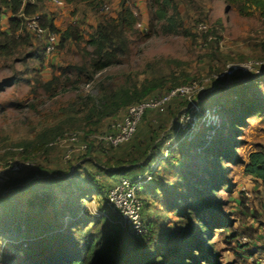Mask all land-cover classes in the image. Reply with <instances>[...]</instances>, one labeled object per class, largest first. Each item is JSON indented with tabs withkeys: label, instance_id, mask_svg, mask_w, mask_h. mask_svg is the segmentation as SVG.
Here are the masks:
<instances>
[{
	"label": "rangeland",
	"instance_id": "rangeland-1",
	"mask_svg": "<svg viewBox=\"0 0 264 264\" xmlns=\"http://www.w3.org/2000/svg\"><path fill=\"white\" fill-rule=\"evenodd\" d=\"M155 1L130 0L126 5L139 14L142 18L140 21L149 24L150 8ZM173 1L179 7L180 21L190 33H173L168 23L162 21L158 23L157 30L150 39L143 43H132L131 51L122 56L119 65L99 73L86 71L82 75L71 69L68 71L70 80L63 75L62 83L49 92L42 84L51 80L54 74L61 75L62 68L90 62V57L84 56L80 49L93 50L87 44V40L93 28L101 21L100 15L116 17L122 0H102L99 13L84 12L83 6H80L79 12L76 13V9L72 7L45 9L46 12L56 15V22L62 29L67 28L70 23H78L84 40L80 45L69 40L62 49L58 47L51 54L43 50L41 42L35 41L34 50L37 49L36 52L40 55L45 53L44 65H41L35 56L28 55L32 49H25L9 60L0 61V175L6 179L0 185L2 194H9L21 186H27L31 180L27 171L15 173L11 169L15 162L26 160V157L38 161L37 169L34 170L36 178L63 179L78 173L79 178L84 179V183L90 180L91 171L103 170L102 164H106L114 154H123L128 159L131 153L130 146L135 138L113 149L101 148L97 140V136L107 130L115 118H121L128 107L114 116H90L91 100L98 102L109 90H117L134 83L140 87L147 81L149 84L159 83L163 79L166 80V85L162 87L164 90L188 82L195 83L196 87L190 96L191 103L182 104L181 110L186 112L190 108L198 111L206 96L217 88L245 84L260 75L237 73L222 80L215 77L230 65L264 63V18L259 12H255L251 17H244L240 15L237 7L226 0ZM104 5L110 9H104ZM200 24L205 25L206 29L201 30ZM14 77L16 80L9 84ZM158 90H153L152 94ZM257 94L264 97V86L257 90ZM214 98L226 101L230 105L239 97L218 92L211 95V102ZM167 107L168 105L165 110ZM215 110L211 104L201 119V124L208 128L205 134L207 140L216 137L221 130L223 114ZM148 117L140 123L136 134L141 129V132H145L147 138H150L152 134L150 125L156 122L159 116ZM167 117L159 120H167ZM190 119L183 114L178 122L182 126L190 122L192 134L201 132L196 124L198 121L196 114L192 121ZM193 122L196 125L192 126ZM247 122V125L239 127L241 132L236 136L239 145L234 161L225 157H220L218 161L222 179L220 188L213 194L211 201L216 202L219 215H206L205 220L209 227L195 225L205 239L207 250L201 264H264V184L246 171L251 153L264 151V118L251 117ZM168 126L165 128L168 130L165 140L169 134L171 137ZM225 129L226 127L221 130L224 134ZM186 132L180 135L181 139L186 137ZM75 134L79 136L78 142L69 139ZM177 137L167 140L165 142L167 147L177 141ZM64 139L68 140L65 142ZM44 140L47 141L48 148L45 147ZM82 144L87 146L84 151L78 150ZM89 145L90 149L87 150ZM68 152H72L70 158L65 157ZM161 154L166 157L167 148L162 150ZM113 160L112 166H116L117 161H120L119 158ZM190 164L204 166L205 160L203 157L198 159L193 150H189L188 155L180 153L177 157L172 156L171 162L167 164L168 171L165 173L164 182L180 181L176 179L177 167ZM107 173L108 171H101L100 177L107 186H110L106 182L108 181L106 179L110 178ZM150 176L151 174L147 177ZM153 179L156 180L155 175ZM38 190L41 195L39 197L44 196V189L40 187ZM152 192V189H142L140 193L144 202L150 204V207L145 206L143 209L144 223L157 221L156 237L163 234V230L168 233L178 230L180 226L175 224L165 226L166 219L160 215L165 206L164 201H153ZM107 195L106 189L99 196L85 194L82 203L91 215L108 216V220L113 222L114 218L110 215L114 214L117 218L114 222L120 228L127 227L118 221L119 214L110 209ZM59 198L71 201V197L64 194ZM32 199L31 196L30 200ZM9 200L16 201V197ZM74 206L75 203H71L66 216L60 214L56 222L41 229L39 234L20 236L14 229L3 232L0 236V257L9 244L23 241L24 236H27L28 240L31 236L34 240L43 237L45 238L40 240H46L55 234L66 233L67 226L74 220L71 211ZM27 208L24 206V209ZM85 209L80 216L86 214ZM16 255L17 252L12 248L10 262L15 260Z\"/></svg>",
	"mask_w": 264,
	"mask_h": 264
},
{
	"label": "trees",
	"instance_id": "trees-1",
	"mask_svg": "<svg viewBox=\"0 0 264 264\" xmlns=\"http://www.w3.org/2000/svg\"><path fill=\"white\" fill-rule=\"evenodd\" d=\"M65 1L67 6L76 9L75 13L79 12L80 6H83L84 12L99 13V8L103 4L102 0ZM226 1L237 7L240 15L244 17H251L255 12H259L264 18V0ZM47 3L46 0H0V18L3 10L12 15L8 20V28L0 29V61L9 60L25 49H32L30 50L31 54L28 55L35 56L41 65L45 64V53L40 55L36 52L37 49L34 50L35 41H37L41 42L45 51L43 42L36 39L26 27L27 18L34 15H40L42 26L59 36L58 47L61 49L69 40L80 45L84 36L79 24L70 23L67 28L62 29L56 24V15L46 12ZM150 9L147 32L136 28L137 22L142 18L126 5V0H122L116 17L100 15L101 21L93 28L87 40V44L93 50L80 49L84 56L90 57V62L62 68L61 75L54 74L51 80L42 84V87L48 92L53 91L57 85L62 83L63 75L67 80H70L68 71L71 69L82 75L86 71L99 73L119 65L122 56L131 51L132 43H143L150 39L156 32L158 23L162 21L168 23L173 33H190L180 21L179 7L173 0H156ZM36 48L39 49L38 46ZM263 76L264 71L245 84L239 83L217 88L206 96V100L200 104L198 111L189 108L183 112L182 104H190L183 98H175L164 112L147 111L142 121L145 118L148 119L150 115H156L159 118L168 116L167 120L158 118L156 122H152L150 138H147L146 133L141 132V129L136 134L140 125L138 126L133 137L135 138L134 143L130 146L129 160L123 154H114L106 164H102L101 168L108 171L107 174L110 175V178L106 179L110 186H107L101 179L100 175L103 171L101 169L91 171L90 180L85 183L84 179L79 178L78 173L63 179L57 177L36 178L34 170L37 169L38 161L35 162L29 158L35 162V166L21 171H27L31 179L27 186H21L9 194L0 192V236L3 232L12 229L20 236L39 234L41 229L56 222L60 214L66 216L70 211L71 203H75V206L71 208L74 220L67 226V232L64 234H55L46 240H40L45 237L34 240L32 236L28 240L27 236H24L23 241L9 244L0 257V264H201L207 250L205 239L195 225L209 227L205 220L206 215H219L216 202L211 201L213 194L219 190L222 179L220 178L221 170L218 168L219 158L225 157L234 161L239 145L236 136L241 132L239 127L247 125V121L251 117L264 118V97L257 94V90L264 86ZM15 80V77L12 78L9 84ZM165 85L166 80L163 79L159 83L151 82L149 84L147 81L140 87L134 83L130 86H122L117 90H109L98 102L91 100L90 116H114L121 110L152 95L164 93L177 87L175 85L164 90L162 87ZM155 89L159 90L152 94ZM218 92H225L239 98L230 105L219 98H214L211 102V95ZM211 104L216 108V112H222L223 118L220 127L222 131L226 127V133L224 134L220 130L216 137L207 140L205 134L208 128L205 124H201V119L204 111ZM192 113L196 114L198 118L196 124L201 129V132L198 131L194 134H192L190 124L183 128L178 122L183 114L190 115ZM167 126L171 137L169 134L165 140ZM185 132L186 137L181 139L180 135ZM162 133L163 135H161ZM174 136H178L177 141L167 147L165 142ZM44 144L48 148L46 140H44ZM99 144L101 148L104 147L101 143ZM165 148H167L168 155L163 157L161 153ZM89 149L90 145L87 150ZM189 150H193L198 159L203 157L205 165L190 164L177 167L176 179H180V181L165 183L167 164L171 162V157H177L180 153L188 155ZM102 153L105 154L104 151ZM114 157L120 159L116 166H112ZM246 171L256 176L264 184L263 150L251 153ZM149 174H151L149 181L138 184V196L141 198L142 189H152L153 201H164L165 206L160 215L166 219L165 226L175 224L180 226L178 230L171 233L163 230L162 236L156 237L157 221L151 220L145 223L147 234L139 236L128 226L120 228L114 222L117 220L114 214L110 215L111 218H114L113 222L108 220V216H105L107 218L93 216L82 203L85 194L99 196L104 193L105 189L109 194L110 189L123 177L133 179L142 176L146 179ZM154 175L156 180L153 179ZM116 178L118 180L112 186L109 181ZM40 187L44 189L43 193H45L42 197H39L38 189ZM18 191H20L19 194H16ZM61 194L70 196L71 201L60 200ZM31 196L32 200H30ZM12 197H16V201L9 200ZM141 200L144 207H150V204L144 202L143 198ZM24 206L28 208L24 209ZM84 209L86 214L80 216ZM12 248L15 249L17 255L15 260L10 262ZM24 250L26 251L22 254Z\"/></svg>",
	"mask_w": 264,
	"mask_h": 264
},
{
	"label": "built area",
	"instance_id": "built-area-1",
	"mask_svg": "<svg viewBox=\"0 0 264 264\" xmlns=\"http://www.w3.org/2000/svg\"><path fill=\"white\" fill-rule=\"evenodd\" d=\"M48 3L59 7V8H66L67 4L65 0H46ZM126 3H130V0H126ZM104 9L109 10L110 7L104 5ZM138 15L136 12H134ZM27 29L36 37V39L43 42V47L47 54H51L55 52L60 44L59 36L54 33L50 32L47 28L42 26L40 22V15H34L32 17H28L26 21ZM136 28L140 29L141 31H148V23L146 21H138ZM200 29L205 30L206 26L200 24ZM257 68H259L257 70ZM264 71V63L262 62H250L244 66L240 65H230L227 67L226 70H222L221 72L215 75L217 80H222L227 77H232L237 73H253L251 75L261 74ZM196 87L195 83H187L175 88L170 89L167 92L152 95L147 99L133 104L127 108V111L121 118H115L107 130H104L97 136V140L101 143L104 147H118L121 145L126 144L134 137L138 126L140 125L144 115L147 111H159L164 112L167 105H169L175 98H188V101L191 103V92L194 91ZM195 114H190L184 116L186 118H191ZM190 119V120H191ZM192 121V120H191ZM187 124H191L190 122ZM181 125L183 128L186 125ZM195 125L194 122L192 126ZM79 136L75 134L74 136L70 137V140L79 141ZM68 139H64L63 141H67ZM87 148L86 145L82 144L78 147V150H85ZM72 152H68L66 154V158H70ZM35 166V162L29 159L21 160L15 162L11 169L15 173H19L26 169L33 168ZM147 177L144 179L142 176H139L135 179H130L128 177L121 178L109 191L108 194V202L109 207L114 212L119 214L118 221L121 224H125L130 229H132L137 235L142 236L147 232V228L143 221V202L141 198L137 194L138 184L144 183L149 181ZM5 177L0 175V185L5 181Z\"/></svg>",
	"mask_w": 264,
	"mask_h": 264
},
{
	"label": "crops",
	"instance_id": "crops-1",
	"mask_svg": "<svg viewBox=\"0 0 264 264\" xmlns=\"http://www.w3.org/2000/svg\"><path fill=\"white\" fill-rule=\"evenodd\" d=\"M47 7L54 8V6L50 3H47ZM67 7H68V9L71 8L70 6H67ZM60 9H65V8H60ZM11 16L12 15L10 13H7L5 10H3L2 14H1V18H0V29L6 30L8 28V20ZM56 24H57V22H56ZM109 183L113 186L116 183V180H110Z\"/></svg>",
	"mask_w": 264,
	"mask_h": 264
}]
</instances>
